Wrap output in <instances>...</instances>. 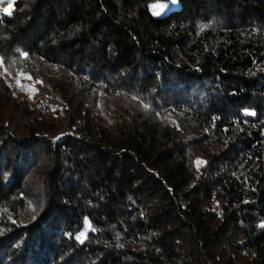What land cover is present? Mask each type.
Here are the masks:
<instances>
[{
    "label": "trees",
    "instance_id": "16d2710c",
    "mask_svg": "<svg viewBox=\"0 0 264 264\" xmlns=\"http://www.w3.org/2000/svg\"><path fill=\"white\" fill-rule=\"evenodd\" d=\"M0 62V264H264V0H13Z\"/></svg>",
    "mask_w": 264,
    "mask_h": 264
},
{
    "label": "rangeland",
    "instance_id": "374dc122",
    "mask_svg": "<svg viewBox=\"0 0 264 264\" xmlns=\"http://www.w3.org/2000/svg\"><path fill=\"white\" fill-rule=\"evenodd\" d=\"M9 5H11V7H9ZM13 6V0H0V10L4 13H10L11 9ZM153 9L155 8V6L152 7ZM5 9H8V11H5ZM29 88V87H27ZM28 93L32 94V91H28ZM33 96V95H32ZM62 133H67L68 129L65 128L63 130H61ZM56 137V136H55ZM55 137H53L55 139Z\"/></svg>",
    "mask_w": 264,
    "mask_h": 264
},
{
    "label": "snow or ice",
    "instance_id": "6c2138e0",
    "mask_svg": "<svg viewBox=\"0 0 264 264\" xmlns=\"http://www.w3.org/2000/svg\"><path fill=\"white\" fill-rule=\"evenodd\" d=\"M9 7H11V5H9ZM5 11H8V9H5ZM2 63V62H0ZM7 71V70H5ZM30 79V77H28ZM17 84L19 85V80H17ZM250 115H254L255 113H249ZM200 163H203L202 161H197V165L199 166ZM84 234L81 233V236H83ZM78 239H80V237H77Z\"/></svg>",
    "mask_w": 264,
    "mask_h": 264
}]
</instances>
